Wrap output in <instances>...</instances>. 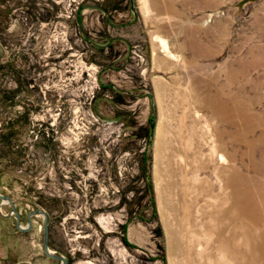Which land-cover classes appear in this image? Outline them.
Returning <instances> with one entry per match:
<instances>
[{
    "label": "rangeland",
    "instance_id": "1",
    "mask_svg": "<svg viewBox=\"0 0 264 264\" xmlns=\"http://www.w3.org/2000/svg\"><path fill=\"white\" fill-rule=\"evenodd\" d=\"M40 123L76 168L138 157L129 206L58 199ZM0 195L75 264H264V0H0ZM32 219L0 199V264L44 255Z\"/></svg>",
    "mask_w": 264,
    "mask_h": 264
},
{
    "label": "flooded vegetation",
    "instance_id": "2",
    "mask_svg": "<svg viewBox=\"0 0 264 264\" xmlns=\"http://www.w3.org/2000/svg\"><path fill=\"white\" fill-rule=\"evenodd\" d=\"M28 10V9H27ZM9 73H12L13 70L12 63H10ZM26 72L24 75H19L20 79L17 80V89L21 91L23 94H32L34 91H29V88H35L34 84H30L29 80L32 78L27 77L30 73L27 71L29 67H25ZM36 72L39 73L38 76L40 77L41 84L39 87H43L42 82L44 81L42 77L45 75V73L42 72V69L36 67ZM34 80V79H33ZM36 84V83H35ZM37 85V84H36ZM38 94V93H37ZM39 95V94H38ZM54 102V100H53ZM7 129H9V132H11L12 129H15V127L8 126ZM59 123H40L38 124V135L36 136V140L39 139L44 144L47 145V153H45L46 156L51 157L53 167L51 169V173L54 175V184L58 188L59 191H63V195H58V199L65 198V199H73L71 196L76 195L78 201H81V195L77 193L78 190H83L80 185L87 186V189H90L92 191L91 198H94L97 196L95 194L97 191H106L107 197L109 199V203H111L110 208L115 207L114 211H123L124 207H128V202L124 201V192L129 191L131 188V192L133 195L137 193L138 189V168H139V159L136 157L133 160L132 164V171L133 175L131 176V179L129 177V174L125 173V170L127 171V168H124L123 165V158L124 153L121 150L117 151H104L101 153H98V156L96 157V164L95 167H89L86 165L85 161L80 158L79 160L82 167L76 168L72 162H70L69 156L66 157V155L63 157L60 154V146L58 145L59 142ZM34 133V131H32ZM41 137V138H40ZM85 155H92V153L88 152ZM88 160V159H87ZM99 160V161H98ZM70 163L72 166H70ZM84 183V184H83ZM82 197H86V194ZM137 201V198L135 200H132V206H134V202ZM69 202V201H68ZM43 211V210H40ZM113 211V209H112ZM45 212V211H43ZM47 213V212H45ZM136 215V214H135ZM21 216L20 223L25 224V227H22L26 229L28 227V215L26 217ZM42 216L43 219V231H44V224H45V217L43 215H37L33 217H39ZM32 217V218H33ZM137 217V216H135ZM32 221V227L29 231H20L17 228V219H16V225L15 228L20 231L23 235H28L32 232L34 225H33V219ZM47 220L49 223V242H50V222L51 219L49 217V214L47 213ZM44 236V233H43ZM43 246H44V239H43ZM50 252L54 255L64 257L67 260V264H75L73 263L72 259L65 254L62 251L54 250L49 246ZM44 252V247H43ZM30 253V252H28ZM32 256L29 258V260L26 261L25 264H44V262H50L52 264H61L62 262L56 259L49 258L45 252L42 258L34 257V254H31Z\"/></svg>",
    "mask_w": 264,
    "mask_h": 264
},
{
    "label": "water",
    "instance_id": "3",
    "mask_svg": "<svg viewBox=\"0 0 264 264\" xmlns=\"http://www.w3.org/2000/svg\"><path fill=\"white\" fill-rule=\"evenodd\" d=\"M0 199L4 202V203H8L11 205V208H12V214H14L16 216V219H17V228L20 230V231H29L32 227V221H31V218L33 216H37V215H43L45 217V224H44V252L45 254L51 258V259H56V260H59L61 261L62 263L61 264H67V260L64 258V257H61V256H57V255H54L50 252V249H49V223H48V218H47V213L43 212V211H40V210H36L32 213H30L28 215V218H27V221H28V227L26 229L22 228L21 227V223H20V220H21V216L19 214V212L17 211V208L15 206V204L13 203V201L11 200V198L7 197V196H3V195H0Z\"/></svg>",
    "mask_w": 264,
    "mask_h": 264
},
{
    "label": "trees",
    "instance_id": "4",
    "mask_svg": "<svg viewBox=\"0 0 264 264\" xmlns=\"http://www.w3.org/2000/svg\"><path fill=\"white\" fill-rule=\"evenodd\" d=\"M123 242H124L125 244H127V241H126V239H125V238L123 239Z\"/></svg>",
    "mask_w": 264,
    "mask_h": 264
},
{
    "label": "bare ground",
    "instance_id": "5",
    "mask_svg": "<svg viewBox=\"0 0 264 264\" xmlns=\"http://www.w3.org/2000/svg\"><path fill=\"white\" fill-rule=\"evenodd\" d=\"M245 262L247 263V259L245 260Z\"/></svg>",
    "mask_w": 264,
    "mask_h": 264
}]
</instances>
